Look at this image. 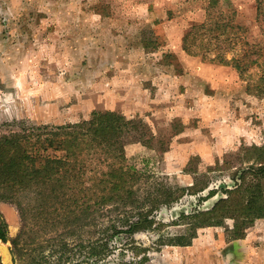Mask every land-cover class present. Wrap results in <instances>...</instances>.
<instances>
[{
    "label": "rangeland",
    "instance_id": "1",
    "mask_svg": "<svg viewBox=\"0 0 264 264\" xmlns=\"http://www.w3.org/2000/svg\"><path fill=\"white\" fill-rule=\"evenodd\" d=\"M208 5L0 0V135L86 121L94 112L120 113L144 125L142 141L135 132L126 146L127 163L142 175L140 199L153 193L165 201L170 191L178 197L159 204L152 226L116 238L104 234L110 220L97 214L70 238L63 263L114 264L124 248L127 263L146 249V264H264V219L244 223L234 206L212 216L221 225L206 226L205 212L234 187L236 172L253 164L246 151L264 146V96L250 93L234 68L183 51L186 32L205 20ZM256 5L219 0L218 9L234 16L248 42H261ZM1 220L15 264H34L29 244L15 248L11 241L22 228L18 206L0 200ZM58 232L40 235L38 251L51 252L43 242ZM101 240L113 251L106 261L96 254ZM60 254L50 264H59Z\"/></svg>",
    "mask_w": 264,
    "mask_h": 264
},
{
    "label": "trees",
    "instance_id": "2",
    "mask_svg": "<svg viewBox=\"0 0 264 264\" xmlns=\"http://www.w3.org/2000/svg\"><path fill=\"white\" fill-rule=\"evenodd\" d=\"M256 3V22L264 36V0ZM218 6L219 0H209L205 20L186 32L183 51L234 68L247 82L250 93L264 96V39L248 42L234 16ZM93 9L98 10V6ZM141 127L144 125L134 119L106 111L94 112L86 121L24 127L19 132L0 135V200L17 205L22 222L21 231L11 240L15 248L21 241L28 243L34 264H50L49 258L61 252L59 264H65L70 238L97 214L109 218L103 232H112L109 237L113 238L152 226L159 204H171L178 197L170 191L165 201L153 193L140 199L137 186L142 175L127 163L126 146L135 139V132L142 134L138 142L142 141L145 133L140 131ZM246 153L250 155L248 159L253 158V164L236 172L234 187L227 189L226 197L205 212L209 217L206 226L221 225L222 221H212V216L234 206L244 223L264 219V146L253 147ZM135 212L138 219L132 221ZM125 226L127 229H123ZM51 230L59 232L55 239L47 238L43 243L50 244L52 251H38V238ZM0 240L10 241L8 226L2 220ZM108 241L101 240L100 252L96 253L104 261L113 255ZM55 242L58 250L54 249ZM123 251L121 248L123 258L114 264L149 262L146 249L140 250L144 255L136 263L135 259L127 263L131 257Z\"/></svg>",
    "mask_w": 264,
    "mask_h": 264
},
{
    "label": "water",
    "instance_id": "3",
    "mask_svg": "<svg viewBox=\"0 0 264 264\" xmlns=\"http://www.w3.org/2000/svg\"><path fill=\"white\" fill-rule=\"evenodd\" d=\"M0 255L4 264H15L12 250L2 240H0Z\"/></svg>",
    "mask_w": 264,
    "mask_h": 264
}]
</instances>
